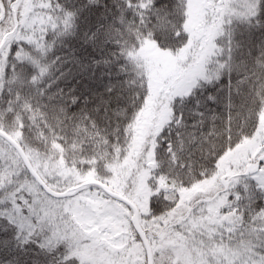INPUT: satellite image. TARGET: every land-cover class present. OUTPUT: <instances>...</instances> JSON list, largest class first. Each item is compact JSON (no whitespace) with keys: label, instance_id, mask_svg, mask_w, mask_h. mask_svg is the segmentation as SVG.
I'll list each match as a JSON object with an SVG mask.
<instances>
[{"label":"snow or ice","instance_id":"obj_1","mask_svg":"<svg viewBox=\"0 0 264 264\" xmlns=\"http://www.w3.org/2000/svg\"><path fill=\"white\" fill-rule=\"evenodd\" d=\"M0 264H264V0H0Z\"/></svg>","mask_w":264,"mask_h":264}]
</instances>
